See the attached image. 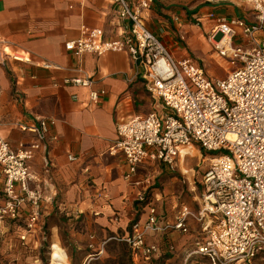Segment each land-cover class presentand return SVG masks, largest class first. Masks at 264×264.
<instances>
[{
    "label": "crops",
    "instance_id": "crops-1",
    "mask_svg": "<svg viewBox=\"0 0 264 264\" xmlns=\"http://www.w3.org/2000/svg\"><path fill=\"white\" fill-rule=\"evenodd\" d=\"M126 1L136 5L140 0ZM208 12L254 21L250 9L238 0H208L188 10L159 9L152 3L143 18L171 56L179 59L192 57L190 54L206 46L212 23L201 17ZM198 19L201 24L197 26ZM126 25L112 0H0V42L9 46V52L29 58L23 63L9 58L0 64V139L13 148L29 144L32 135L19 126L32 124L37 118L53 119L50 134L56 137L28 164L30 173L37 177L30 187L41 197L35 229H23L30 212L27 208L17 225L8 226L0 234L5 248L1 255L10 259V264H39L36 250L46 239L41 232L45 225L51 244L50 264L54 244L66 253L67 264L104 263L107 259L120 264L119 254L110 253L109 245L126 244L121 240L131 236L132 224L146 220L147 210L137 198L154 185L147 170L155 167L167 172L168 168L159 162H147L128 181L122 155H111L109 150L116 139L118 122L161 112L162 107L150 96L127 54L77 56L65 50V43L78 38L82 26L100 28L106 39H114L124 36ZM257 37L264 38V32ZM44 63L53 68L44 69ZM78 68L92 79V89L105 91L97 106L88 102L87 90L60 85L63 78L77 76ZM68 156L76 160L71 162ZM1 190L0 184V204ZM152 190L150 200L161 226L174 223L181 208L193 213L199 210L198 196L193 197L196 204H185L180 201V192L173 189L162 193ZM186 224L188 231L184 234L172 229L148 233L146 244L156 245L160 253L150 261L134 255L130 264H209L199 256L188 257L197 243L206 240V234L195 220L188 219Z\"/></svg>",
    "mask_w": 264,
    "mask_h": 264
},
{
    "label": "built area",
    "instance_id": "built-area-1",
    "mask_svg": "<svg viewBox=\"0 0 264 264\" xmlns=\"http://www.w3.org/2000/svg\"><path fill=\"white\" fill-rule=\"evenodd\" d=\"M238 1L253 13V22L214 12L201 17L212 23L208 44L218 57L236 67L223 79H212L190 57L171 56L160 36L144 22L143 14L151 9L152 0H140L136 5L112 0L119 19L127 22L123 37L106 39L102 29L82 26L79 37L65 43V50L77 56L127 54L150 96L162 107L161 112L116 125L109 153L122 155L126 180L147 162H159L173 170L179 153L188 145L211 156L199 181L197 213L181 208L174 223L161 226L150 198L138 196L137 202L147 210L146 220L143 224L135 221L131 236L121 241L144 261L160 253L156 245L146 244L148 233L169 229L187 233L188 219L200 223L201 232L206 234L190 258L199 256L209 264H245L264 255V38L257 37L264 32V0ZM173 20L178 22L179 18ZM8 47L0 42V64L9 58L29 62L25 54L9 52ZM42 67L53 68L48 63ZM76 72L77 76L63 78L60 85L87 90L88 102L97 106L105 91L92 89V79L82 69ZM54 125L51 118L20 125V130L32 137L29 144L20 143L16 148L0 139V234L17 225L27 208L30 212L23 229H35L41 197L30 187L37 177L30 173L28 164L39 149L46 151L48 142L56 140L50 134ZM68 160L76 158L68 156ZM43 162L48 166L46 157Z\"/></svg>",
    "mask_w": 264,
    "mask_h": 264
},
{
    "label": "rangeland",
    "instance_id": "rangeland-1",
    "mask_svg": "<svg viewBox=\"0 0 264 264\" xmlns=\"http://www.w3.org/2000/svg\"><path fill=\"white\" fill-rule=\"evenodd\" d=\"M206 2H208V0H153V5L159 9L174 7L176 9L183 8L188 10L196 6L206 4ZM190 56H192L190 58L198 62V65L200 64L203 66L208 76L212 79H223L229 71H233L236 68L235 65L227 63L225 60L221 59L215 54L214 50L207 42V36L206 46L202 49V51L190 54ZM210 158L211 156L203 153L199 147L188 145L182 152L179 153L178 163L173 170L168 169L166 172L164 171V168H162V170L159 168L155 169V167L152 169L149 168L147 170V173H149L148 177H152V179H150L152 180L150 184L154 182V185L152 184V186H150L146 191V194L149 195L148 198L151 196L150 193L152 189L162 193L164 189L169 188L180 192V201L183 203L196 204V201H194L193 197H199L200 195L199 181L201 179L202 172H204L208 166ZM172 180H174V184L171 183ZM192 188L195 189L193 190ZM41 232L46 236V239L43 240V243L40 245L38 250H36L40 255L39 264H50L49 253L51 244H49L47 241V236L49 235L47 225L42 228ZM2 245L3 244L0 242V263L10 264V259H4V255H1V253L5 250V248L3 249ZM109 251L110 253L116 252L119 254L120 259H118V263H131L129 259V247L127 245L122 243H113L109 245ZM96 258L97 257L94 259ZM12 263L15 264L16 262ZM91 264H114V261L112 259H107L104 263H100L99 261L95 260ZM245 264H264V255L259 256L258 258Z\"/></svg>",
    "mask_w": 264,
    "mask_h": 264
},
{
    "label": "bare ground",
    "instance_id": "bare-ground-1",
    "mask_svg": "<svg viewBox=\"0 0 264 264\" xmlns=\"http://www.w3.org/2000/svg\"><path fill=\"white\" fill-rule=\"evenodd\" d=\"M66 253L56 244L51 246V263L67 264Z\"/></svg>",
    "mask_w": 264,
    "mask_h": 264
},
{
    "label": "trees",
    "instance_id": "trees-1",
    "mask_svg": "<svg viewBox=\"0 0 264 264\" xmlns=\"http://www.w3.org/2000/svg\"><path fill=\"white\" fill-rule=\"evenodd\" d=\"M148 194H146V200H147V198H148ZM126 245V244H125ZM258 258V257H257ZM129 259H130V261L132 262L133 261V259H134V254H133V252L131 251V249L129 248Z\"/></svg>",
    "mask_w": 264,
    "mask_h": 264
}]
</instances>
